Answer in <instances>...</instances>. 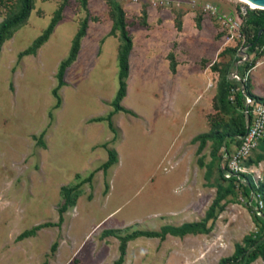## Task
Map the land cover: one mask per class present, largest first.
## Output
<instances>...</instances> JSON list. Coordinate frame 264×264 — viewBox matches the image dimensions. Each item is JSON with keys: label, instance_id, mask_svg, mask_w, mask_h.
Here are the masks:
<instances>
[{"label": "rangeland", "instance_id": "rangeland-1", "mask_svg": "<svg viewBox=\"0 0 264 264\" xmlns=\"http://www.w3.org/2000/svg\"><path fill=\"white\" fill-rule=\"evenodd\" d=\"M22 2L0 0V26ZM251 8L239 0H31L0 44V264H114L121 239L137 233L157 236L127 241L123 264H218L264 237L249 201L251 192L264 195V137L242 164L249 190L222 169L235 149L230 136L244 126L228 100L231 75L238 65L242 74L258 61L250 79L264 68V41L249 49V14L263 10ZM120 18L132 49L124 111L115 112ZM218 134L229 135L221 146ZM190 223L208 230L174 232Z\"/></svg>", "mask_w": 264, "mask_h": 264}, {"label": "trees", "instance_id": "trees-1", "mask_svg": "<svg viewBox=\"0 0 264 264\" xmlns=\"http://www.w3.org/2000/svg\"><path fill=\"white\" fill-rule=\"evenodd\" d=\"M30 10H31V0H23L19 13L15 17H13L12 19L3 23L0 26V44L5 39L6 35L12 29L17 27L19 24H21L28 17ZM249 18L252 20L251 22H253L254 25L256 26V32H255L254 38L252 40L251 46L249 48L250 50H253L257 44H262L264 41V10L260 11L259 14L254 13V12H250ZM58 20H59L58 18H55L54 20L51 21V23L49 24V26L47 27L45 32L42 34V36L37 39L36 44L34 46V49H37L38 47H40L48 39V37L52 33L54 27L56 26ZM115 27L118 28V30L120 32V38H121L122 43H123L121 50L119 52V57H118L119 87H118L116 97L113 101L114 111L120 112V111H124L123 107L120 106V102L122 101V99L126 95V78L128 76V56H129L131 49H132V42L127 35V31H126L125 25L122 21V18H120L115 23ZM85 32H86V22H84L81 25L80 30L75 35L67 59L65 61H63L59 66V70L57 73V79L59 81V86L62 85V82H63L62 79H63V75H64L66 68H68L76 59V56H77V53L79 50V46H80V42L83 39V37L85 36ZM229 88H230V85L227 86L228 98H229ZM249 95L252 96L257 101L264 103V99H261V98H258L256 96L252 95L250 93V91H249ZM237 97H238V101H237L236 105L241 106V102H240L241 96L238 95ZM242 117L244 119L243 129H241L240 131H237L236 134H234L230 137L238 138V137H242L245 135L246 130H247V120L243 115H242ZM227 137H229V135L218 134V135H215L214 138L217 140L218 145L221 146L223 141ZM206 140H207V137L205 135H201L199 137V139H198V142H199L198 150L199 151H201L203 149V147L206 143ZM108 156H109L108 157L109 160H108V163L106 164V167L109 166L110 164H112V162L114 161V156L112 153H109ZM223 158H222V160H224ZM263 199H264V195H263ZM67 206H68V201L66 200L62 210L66 209ZM263 228H264V225H263ZM207 230L208 229L206 228L205 224H203V223H190V224H184L180 228L174 229V232L178 233L179 235H186V234L195 235V234H205L207 232ZM140 235H144L147 237H156L157 236L156 234H150V233H146V234L145 233H137V234L130 235V236H127V237L121 239V244L119 247L120 256L114 264H123L125 251H126V242L131 240V239H134L135 237L140 236ZM263 238L258 239V240L249 241L247 243L246 247L239 249L238 253L234 254L233 256H231L229 258L221 259L218 262V264H247V262L249 260L252 261V260H256L259 257H263L264 256V241H261V240H263Z\"/></svg>", "mask_w": 264, "mask_h": 264}, {"label": "built area", "instance_id": "built-area-1", "mask_svg": "<svg viewBox=\"0 0 264 264\" xmlns=\"http://www.w3.org/2000/svg\"><path fill=\"white\" fill-rule=\"evenodd\" d=\"M246 60H249V56ZM257 64L258 62H255L254 65L248 64L242 74L238 70V65L231 75L228 100L232 104H237V96H241V114L247 120V130L244 136L235 139L233 153L225 156L222 164L225 175L246 186L248 190L250 189L249 183L242 180V176L247 172L242 164L264 137V103L249 95V75ZM249 198V201L255 205V211L259 215L262 214V218H264L263 195L251 192Z\"/></svg>", "mask_w": 264, "mask_h": 264}, {"label": "crops", "instance_id": "crops-1", "mask_svg": "<svg viewBox=\"0 0 264 264\" xmlns=\"http://www.w3.org/2000/svg\"><path fill=\"white\" fill-rule=\"evenodd\" d=\"M249 91L252 95L264 99V68H261L259 73L250 79Z\"/></svg>", "mask_w": 264, "mask_h": 264}, {"label": "water", "instance_id": "water-1", "mask_svg": "<svg viewBox=\"0 0 264 264\" xmlns=\"http://www.w3.org/2000/svg\"><path fill=\"white\" fill-rule=\"evenodd\" d=\"M259 8H261V10H264V0H245Z\"/></svg>", "mask_w": 264, "mask_h": 264}, {"label": "bare ground", "instance_id": "bare-ground-1", "mask_svg": "<svg viewBox=\"0 0 264 264\" xmlns=\"http://www.w3.org/2000/svg\"><path fill=\"white\" fill-rule=\"evenodd\" d=\"M239 1H240L242 4H244L246 7L250 8V9H252L251 7H253V8H257V10H260V9H261V8L255 6V5L249 3V2H247V1H245V0H239ZM249 6H250V7H249ZM254 10H256V9H254Z\"/></svg>", "mask_w": 264, "mask_h": 264}]
</instances>
